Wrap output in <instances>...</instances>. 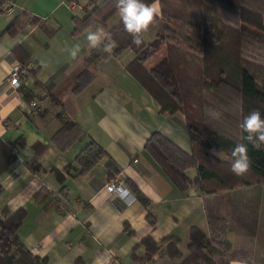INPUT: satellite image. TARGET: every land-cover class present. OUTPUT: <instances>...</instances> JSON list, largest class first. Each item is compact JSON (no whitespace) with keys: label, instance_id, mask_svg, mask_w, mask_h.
<instances>
[{"label":"crops","instance_id":"obj_1","mask_svg":"<svg viewBox=\"0 0 264 264\" xmlns=\"http://www.w3.org/2000/svg\"><path fill=\"white\" fill-rule=\"evenodd\" d=\"M10 3V11L6 7L0 11V30L13 17L27 11L56 31L47 35L40 26L29 24L25 17L23 27L15 36L0 35V136L10 142L20 137L24 140V145L15 149V159L0 174V209L3 206L25 209L17 233L31 252L46 256L48 264H74L75 258H81V264H178L180 259L164 252L166 242L161 238L178 237L177 246L186 254L190 228L208 231L207 213L202 195L194 187L179 191L144 148L147 137L155 130L186 151L190 150V142L183 113H160L158 102L125 69L134 57L132 49L100 61L92 68L93 81L80 93L74 94L66 88L60 94L62 116L75 121L107 154L88 172L73 176L63 166L73 162L86 139H75L63 149L52 140L61 127L56 116L60 110L45 97L43 85L69 74L93 48L86 34L97 28L105 32L118 20L119 13L109 18L106 26L97 24L73 35L72 16H83L84 7L92 4L89 0H8L6 6ZM151 5L158 9L167 38L188 49L200 50L201 32L197 28L181 20L168 21L171 19L161 14L157 0ZM157 28L158 23L152 25L142 34L143 40L150 42ZM16 44L25 48L27 66H38L35 75L19 79L40 97L34 99L35 105L31 104L33 100L22 96L17 85L9 82L11 70L19 64L12 51ZM77 44L80 51L73 59L70 49ZM36 142L45 145L40 154L32 147ZM108 156L115 165L110 173L105 165ZM32 162L43 170L31 169ZM52 168L64 175L62 183ZM185 172L189 178L196 173L193 167ZM113 176L122 179L127 194L106 188ZM125 179L139 187L150 201L148 208L133 196ZM233 220L229 222L231 230L227 228L226 233L233 230L246 235L243 227ZM125 223L130 232L126 231ZM146 235L159 244V250L139 261L131 254L143 257L145 247L140 241ZM240 242L235 244L242 245ZM229 264L249 263L231 259Z\"/></svg>","mask_w":264,"mask_h":264},{"label":"trees","instance_id":"obj_2","mask_svg":"<svg viewBox=\"0 0 264 264\" xmlns=\"http://www.w3.org/2000/svg\"><path fill=\"white\" fill-rule=\"evenodd\" d=\"M153 1L143 0L149 5ZM157 1L163 16L184 21L201 32L200 50L188 49L167 38L158 14L149 26L158 23L152 40L145 42L142 32L139 35L141 43L137 45L133 43V36L125 31L119 16L106 29V36L98 48H92L59 81L43 85L45 97L60 110L56 116L61 127L53 134V142L63 149L75 139H86L73 162L63 166V170L73 176L84 174L107 153L75 121L62 116L61 92L69 88L74 94L80 93L93 81V67L130 48L134 57L125 69L158 102L160 113H183L190 142V150L186 151L155 130L147 137L144 148L179 191L194 187L202 195L207 213L208 231L190 228L186 254L177 246L180 239L173 235L161 238L166 242L164 252L180 259L178 264H229L231 259L264 264V145L256 149L249 144L250 167L244 175L237 176L231 171L233 147L240 142L246 143L242 139L246 133L239 127L244 116L259 109L264 119V0ZM7 2L0 0V11L5 9ZM89 2L92 4L84 7L83 16H72L73 35L97 24L106 26L108 19L118 13L113 0ZM25 17L29 24L40 26L47 35L56 31L48 28L43 19L22 11L6 23L0 35L15 36L23 27ZM105 46H110V51H104ZM12 51L19 60L20 69H25L20 78L35 75L38 66H27L28 55L23 45H14ZM17 89L28 101L40 98L22 81L17 84ZM44 113L46 111L41 114ZM23 145L22 137L10 142L0 136V174L15 159L16 147ZM32 147L38 154L45 149V145L38 142ZM213 148L220 152L219 157L212 155ZM105 165L109 173L115 170L109 156ZM29 167L43 170L36 162ZM190 167L196 171L193 178L185 172ZM51 171L59 182L64 181V175L58 169ZM125 181L133 196L148 208L150 201L139 187L133 181ZM61 191L64 192V186ZM222 207L229 218L243 227L246 235L256 239L261 252L249 255L243 245L232 243L225 236L226 216ZM25 214L21 206L0 209V264H48L47 257L31 252L17 233ZM147 216L150 217L149 211ZM124 227L130 232L126 223ZM140 244L145 247L143 257H135L134 252L131 254L139 261L159 250V244L150 235L144 236ZM81 263V258L74 259V264Z\"/></svg>","mask_w":264,"mask_h":264},{"label":"clouds","instance_id":"obj_3","mask_svg":"<svg viewBox=\"0 0 264 264\" xmlns=\"http://www.w3.org/2000/svg\"><path fill=\"white\" fill-rule=\"evenodd\" d=\"M113 4L120 15L125 31L133 36V43L139 45L141 43L139 35L148 30L158 12L157 7L146 4L143 0H113ZM105 36L103 28H97L96 31L88 32L85 38L91 47L98 48ZM103 50L110 51V46H105ZM79 51L80 45L77 44L70 49L71 57L75 59ZM239 127L243 133H246L242 137L246 143L240 142L233 147L231 171L237 176H242L250 167L249 144L256 149L264 145V119L261 117L260 110H253L244 116ZM211 153L214 156H220V152L215 148L211 149Z\"/></svg>","mask_w":264,"mask_h":264},{"label":"rangeland","instance_id":"obj_4","mask_svg":"<svg viewBox=\"0 0 264 264\" xmlns=\"http://www.w3.org/2000/svg\"><path fill=\"white\" fill-rule=\"evenodd\" d=\"M167 18L171 19V20H168V21H172L174 19L180 21L179 19H176V18H173V17H167ZM183 23H186V22L183 21ZM221 210H222V213L224 214V216H227L226 217V224L224 225L225 236H228V238L232 241V243H235L236 241L237 242L241 241L240 243H242L245 251L249 255H252L253 253H255L257 251L261 252L262 248L254 241L253 238H250L248 235L239 234V233H237V232H235L233 230L228 232V233H226L227 228H228V230H231V228H232V225H230V223H232V219H229L228 215L226 214V210L223 207H222Z\"/></svg>","mask_w":264,"mask_h":264},{"label":"built area","instance_id":"obj_5","mask_svg":"<svg viewBox=\"0 0 264 264\" xmlns=\"http://www.w3.org/2000/svg\"><path fill=\"white\" fill-rule=\"evenodd\" d=\"M68 5H71V3H68ZM11 9H12V4L10 3L8 6H6V10L10 11ZM21 73H24V72L23 70L20 69L19 64L17 63L11 70V73L9 75V82L12 85H17L19 83ZM31 104L35 105L36 101L35 100L31 101ZM121 181H122L121 178L119 179L113 176L107 181L106 188L110 191H117L122 194H127L128 190L126 187L123 186ZM147 262L149 261L147 260Z\"/></svg>","mask_w":264,"mask_h":264}]
</instances>
